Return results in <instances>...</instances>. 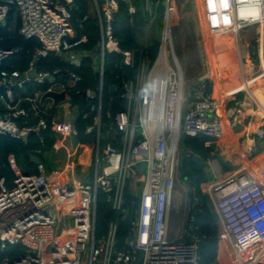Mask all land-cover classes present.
Returning a JSON list of instances; mask_svg holds the SVG:
<instances>
[{
    "label": "built area",
    "instance_id": "1",
    "mask_svg": "<svg viewBox=\"0 0 264 264\" xmlns=\"http://www.w3.org/2000/svg\"><path fill=\"white\" fill-rule=\"evenodd\" d=\"M121 1L127 4L130 16L135 14L132 0ZM202 1L211 35L231 34L238 38L242 30L252 28L264 36V0ZM89 2L91 12L83 20H96L99 39L94 51L83 50L76 56L75 51L86 44L87 37H77L74 32L69 9L73 0H0V24L9 9L14 8L19 35L38 43L34 59L53 52L77 66L82 59L90 58L99 83L105 54H120L122 65L134 70L133 79L121 86L123 111L113 118L120 134L119 147L110 143L99 147V101L96 107H90V111H96L97 135L90 181L82 182L68 170L66 174L55 170L54 178L49 179L41 162L32 175L12 167L15 177L10 189L0 179V252L7 247L24 251L15 259L4 258L1 264H203L198 253L199 238L185 240L176 233L171 237L169 213L181 139L201 136L216 146L223 139L216 116L219 100L213 94L212 79L204 74L186 93V78L175 54L169 6L161 14L157 51L151 59L143 47L120 49L111 26L118 12V0ZM156 8L153 0L142 1V27L152 25L158 14ZM9 54L10 51L0 49V62ZM31 69L30 66L24 73H0L8 110L0 116V136L24 140L34 130L45 127L42 119L36 126L19 127L15 122V118L26 114L11 105V88H22L25 82L48 83V91L64 92V101L58 107L72 110L67 87L77 78L68 75L63 84L57 80L59 72L54 70L37 72L30 79L26 73ZM84 94L85 99L95 96L88 90ZM97 96L99 100L100 93ZM29 101L35 110L36 97ZM86 116L85 113L83 117ZM51 126L62 137L77 134L73 126L55 118ZM91 130L87 127L85 133ZM140 164H145L144 174L137 171ZM137 179L142 184L130 233L125 250L116 251V222L108 224L106 235L94 237L96 193H108L111 209L125 218L128 209L124 192L135 195ZM218 186L213 196L219 220L217 242L229 245L233 264H264V185L249 174H239Z\"/></svg>",
    "mask_w": 264,
    "mask_h": 264
},
{
    "label": "trees",
    "instance_id": "2",
    "mask_svg": "<svg viewBox=\"0 0 264 264\" xmlns=\"http://www.w3.org/2000/svg\"><path fill=\"white\" fill-rule=\"evenodd\" d=\"M74 8L71 10V23L76 36L85 35L86 44L81 46L85 51H94L96 42L99 39V30L96 20L84 16L88 12L87 0H73ZM161 13V9H158ZM157 12V13H158ZM130 15L127 11V4L118 0V12L115 14L111 26L114 37L119 41L121 50H131L139 47L136 43L135 33L129 22ZM81 27H79V23ZM19 20L14 8H10L3 24H0V49L10 51V54L0 62L1 72L18 71L26 72L29 67L35 68L36 72H52L57 70V80L63 84L68 81V75H74L77 80L67 87V94L70 97L72 106H77L78 110L73 120V127L77 134L76 141L84 147L93 148L96 143V132L94 127V117L96 111H90V107H96L99 101V147L110 143L119 147L120 134L117 132L113 118L124 106L121 86L132 80L134 70L122 65L120 54H105L101 74V83L95 78V64L92 59L84 58L80 64L75 66L62 59L53 52L47 53L43 57L34 59L33 55L38 48V43L33 39H25L18 33ZM158 41L153 39L145 48L149 58L153 59L157 51ZM219 86V82L215 84ZM49 88L48 83L34 84L32 81L25 82L22 88H11L13 97L12 106L22 109L26 116H18L15 122L22 126H36L39 119L45 123L43 129H39L37 134L30 133L24 140L0 136V179L4 180L6 188H12L14 172L10 161L22 173L32 175L37 173L36 165L33 164L29 156L39 158L40 162L46 164L44 153L51 150L54 143V136L50 129V123L54 117L53 110H46L44 105L38 106V112L31 109L29 99L35 92H45ZM90 91L95 96L93 98H82V93ZM98 93L100 97L98 100ZM5 101V88L0 86V116L5 115L8 110ZM86 117H83L84 114ZM87 127H92L89 133H85ZM110 132L109 138L106 133ZM205 138L201 136H184L181 145L186 151L197 156L203 163L209 157L210 149L204 145ZM83 147V148H84ZM179 170L181 176L186 179V184L193 192L192 197L195 203L192 206L189 218L186 222V229L191 230L199 238L198 253L201 263H216V234L217 217L212 212L209 200L200 194V185L207 179L203 166L193 162L190 157L184 155L179 159ZM108 193L97 190L95 203L94 237L100 238L107 233L108 224L116 222V233L114 249L116 251L125 250V240L130 233V223L136 208V199L125 190L124 205L128 209L125 218L111 209L107 202ZM24 254L19 247H7L0 252V264L4 258L15 259Z\"/></svg>",
    "mask_w": 264,
    "mask_h": 264
},
{
    "label": "crops",
    "instance_id": "3",
    "mask_svg": "<svg viewBox=\"0 0 264 264\" xmlns=\"http://www.w3.org/2000/svg\"><path fill=\"white\" fill-rule=\"evenodd\" d=\"M142 1L143 0H132L135 14L130 16L129 22L135 33L137 45L146 48L153 39L158 41L161 21L157 22L155 27L152 28L149 36L146 37L147 31H142L144 28L142 27L143 20L141 18L140 9ZM155 1L156 0H153V4H155ZM87 3L89 12V0H87ZM241 33V36L243 35L244 37L243 40H241L242 37L239 40L243 42L244 47L241 48L240 46L241 52L243 53L240 52L239 54L241 58L245 54L247 55L246 60L241 62L243 88L231 95H227L228 93L225 94L226 92L218 94L215 87L218 88L219 86L217 87L213 83V94L220 99L216 116L223 130V139L219 146L205 140V147L210 149L209 157L206 159L205 163L199 159L202 162L201 166L206 167L210 171L213 179L216 178L215 176L217 174L220 176L219 180L216 179L213 181L216 185L239 174H249L264 185V36L257 29L252 28L242 30ZM82 51L83 49L81 48L77 49L75 55L79 56ZM246 81L252 82L251 84H246ZM32 82L37 84L33 80ZM215 84H217V82H215ZM48 89L45 92H48ZM45 92H35L33 94L32 98L36 97V109L34 110L31 106V109L35 111L34 113L38 112V106L44 105L46 110H53V118L58 121L62 120L69 126H73L76 112H73V110L63 111L58 105L53 106L51 99H46L41 102L40 98ZM60 114L62 116L61 120L59 117ZM50 129L55 140L51 150L44 153L46 164L43 166L47 177L53 179V172L55 170H62L65 174L68 170L69 174L72 173L73 177L78 179V173L83 172V175L89 173L87 181H81H90L93 168L90 171L88 166L90 165L89 161L92 157V153L94 159L96 145L93 148L81 146L76 141L75 136L62 137L55 131V127L50 126ZM52 155H54V158L53 160L51 159V163H48ZM60 155L62 157H60ZM56 156L60 157V161L56 159ZM10 162L11 168H16L13 162ZM59 165H61L60 168L58 167ZM247 165L248 167H246ZM204 172L206 174V170H204ZM138 193L139 190H137L135 195L131 194V196L137 200ZM211 209L217 217L218 230L219 220L214 202L212 203ZM183 235H181V237L185 240H191L195 236L191 234V230L189 231V229L187 230L186 228L183 231ZM216 262H220L221 264H233L232 251L229 245L227 243L217 242V240Z\"/></svg>",
    "mask_w": 264,
    "mask_h": 264
},
{
    "label": "rangeland",
    "instance_id": "4",
    "mask_svg": "<svg viewBox=\"0 0 264 264\" xmlns=\"http://www.w3.org/2000/svg\"><path fill=\"white\" fill-rule=\"evenodd\" d=\"M203 4L204 2L202 0H156L155 5L157 7V12L160 8L161 13L158 12L152 25L146 29L143 28L142 31H147L146 37L149 36L152 28L155 27L157 22L161 21V14L165 10L166 5L169 6L170 21L175 43V54L182 66L186 78V93L191 90V87L197 83V80L201 76L207 73L210 74L212 79V86L213 83L215 85V81L219 82V87H215L218 94L226 92L225 94L228 93L227 95H230L243 88L241 62L246 60L247 55L245 54L241 58L239 53L242 51L241 48L244 47V44L239 39L242 37L241 40H243L244 36H241L242 33H240L238 38L231 34L219 36L211 35L208 32L210 25L208 24L207 10ZM251 82L252 81H246V84H251ZM59 117L61 120V114ZM110 135L111 133L107 132L105 136L109 138ZM184 155H187L186 150L179 144V157L182 158ZM60 157L62 156L60 155ZM60 157L56 156V159L60 161ZM53 158L54 155H52L50 159L48 158V163H51V159L53 160ZM89 162L90 165L88 169L91 171L94 165L93 153ZM144 166L145 164H140L137 171L144 174ZM58 167L60 168L61 165ZM246 167H248V165ZM203 169L206 170L207 179L200 186V194L209 200V205L212 208L214 193L216 190H219L218 187H221L218 186L219 184L216 185L213 183V181L216 179L219 180L220 176L217 174L215 176L216 178L213 179L210 171L204 166ZM78 174L80 180L87 181L89 173L86 175H83V172ZM138 179L141 180V178ZM139 180L135 183L137 190L140 189L142 184ZM192 194L193 192L187 186L186 179L181 176L178 167L169 213L171 237H173L175 233H177V235H183L187 219L195 203ZM215 264L221 263L216 262Z\"/></svg>",
    "mask_w": 264,
    "mask_h": 264
},
{
    "label": "water",
    "instance_id": "5",
    "mask_svg": "<svg viewBox=\"0 0 264 264\" xmlns=\"http://www.w3.org/2000/svg\"><path fill=\"white\" fill-rule=\"evenodd\" d=\"M73 8H74L73 5H71V6L69 7L70 10H72ZM36 75H37V72H36L35 68H32L31 70H29V71L26 73V76H27L28 78H30V79L35 78ZM94 75H95L96 80H98V79H99V74H98V72H95ZM67 77H68V76H67ZM122 92H124V90H122ZM81 95H82V98H85V94H84V93H82ZM46 99H51V101H52V103H53V106H57L59 103H61L62 101H64V92H59V93H56V92H53V91L45 92V93L42 94V96H41V98H40V101L42 102V101H44V100H46ZM72 110H73V112H77L78 107H77V106H73ZM121 111H123V109H121ZM32 133H33V134H37V130H34ZM187 156L190 157L191 160H192L193 162L197 163L199 166L202 165V162L199 160V158H198L197 156L192 155L191 153H188ZM29 159H30V161H31L33 164H35V165H37V164L40 163L39 158H37L36 156L30 155V156H29Z\"/></svg>",
    "mask_w": 264,
    "mask_h": 264
},
{
    "label": "snow or ice",
    "instance_id": "6",
    "mask_svg": "<svg viewBox=\"0 0 264 264\" xmlns=\"http://www.w3.org/2000/svg\"><path fill=\"white\" fill-rule=\"evenodd\" d=\"M224 6L226 7L227 5L225 4Z\"/></svg>",
    "mask_w": 264,
    "mask_h": 264
},
{
    "label": "bare ground",
    "instance_id": "7",
    "mask_svg": "<svg viewBox=\"0 0 264 264\" xmlns=\"http://www.w3.org/2000/svg\"><path fill=\"white\" fill-rule=\"evenodd\" d=\"M216 82V81H215Z\"/></svg>",
    "mask_w": 264,
    "mask_h": 264
}]
</instances>
